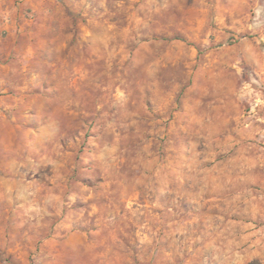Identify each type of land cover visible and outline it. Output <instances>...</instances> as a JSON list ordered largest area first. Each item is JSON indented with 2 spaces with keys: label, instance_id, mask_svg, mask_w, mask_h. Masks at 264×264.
<instances>
[{
  "label": "rangeland",
  "instance_id": "obj_1",
  "mask_svg": "<svg viewBox=\"0 0 264 264\" xmlns=\"http://www.w3.org/2000/svg\"><path fill=\"white\" fill-rule=\"evenodd\" d=\"M0 264H264V0H0Z\"/></svg>",
  "mask_w": 264,
  "mask_h": 264
}]
</instances>
